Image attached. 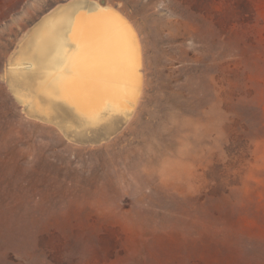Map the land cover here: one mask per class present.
Wrapping results in <instances>:
<instances>
[{
    "label": "rangeland",
    "instance_id": "rangeland-1",
    "mask_svg": "<svg viewBox=\"0 0 264 264\" xmlns=\"http://www.w3.org/2000/svg\"><path fill=\"white\" fill-rule=\"evenodd\" d=\"M88 4L139 53L126 111L80 127L19 66L59 65ZM0 264H264V0H0Z\"/></svg>",
    "mask_w": 264,
    "mask_h": 264
},
{
    "label": "bare ground",
    "instance_id": "bare-ground-1",
    "mask_svg": "<svg viewBox=\"0 0 264 264\" xmlns=\"http://www.w3.org/2000/svg\"><path fill=\"white\" fill-rule=\"evenodd\" d=\"M66 25L60 64L43 46L35 62L18 64L27 73L21 79L35 91V106L43 113L57 109L71 118L70 124L101 126L110 110L126 109L127 99L133 96L132 61L139 53L136 31L120 11L104 4L76 9Z\"/></svg>",
    "mask_w": 264,
    "mask_h": 264
},
{
    "label": "crops",
    "instance_id": "crops-1",
    "mask_svg": "<svg viewBox=\"0 0 264 264\" xmlns=\"http://www.w3.org/2000/svg\"><path fill=\"white\" fill-rule=\"evenodd\" d=\"M65 46H66V45H64V48H65ZM64 48H63V49H64ZM61 55H62V52H61ZM56 65H57V64H56ZM57 66H58V65H57ZM122 111L125 112L126 109L110 110V111H109L110 113H109V115L107 116V118L110 117V116H112V115H114V114L121 113ZM107 118H106V119H107ZM106 119H105V120H106ZM102 123H103V122H102ZM102 123H101V124H102ZM90 126H95V125H90Z\"/></svg>",
    "mask_w": 264,
    "mask_h": 264
}]
</instances>
